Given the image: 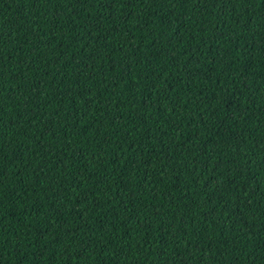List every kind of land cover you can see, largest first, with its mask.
Listing matches in <instances>:
<instances>
[{"label": "trees", "instance_id": "trees-1", "mask_svg": "<svg viewBox=\"0 0 264 264\" xmlns=\"http://www.w3.org/2000/svg\"><path fill=\"white\" fill-rule=\"evenodd\" d=\"M0 264H264V0H0Z\"/></svg>", "mask_w": 264, "mask_h": 264}]
</instances>
